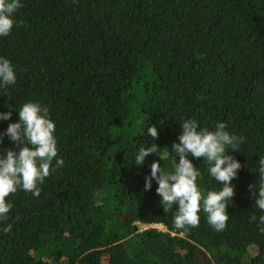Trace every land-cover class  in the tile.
Listing matches in <instances>:
<instances>
[{
    "label": "trees",
    "instance_id": "16d2710c",
    "mask_svg": "<svg viewBox=\"0 0 264 264\" xmlns=\"http://www.w3.org/2000/svg\"><path fill=\"white\" fill-rule=\"evenodd\" d=\"M21 4L18 24L0 37V57L16 74L0 89V112H11L0 132L23 104L39 102L64 164L39 185V197L22 189L6 197L0 264H264L249 188L260 183L264 157V0ZM185 118L209 130L224 122L244 137L240 151L227 149L241 168L223 232L201 211L199 227L183 234L174 226L178 205L164 210L155 180L144 188L154 160L174 170L171 147ZM152 125L158 138L147 133ZM153 143L158 154L137 165L139 149ZM16 147L5 135L0 155ZM189 159L202 193L219 191L207 162ZM155 223L162 226H145Z\"/></svg>",
    "mask_w": 264,
    "mask_h": 264
},
{
    "label": "clouds",
    "instance_id": "9594fccd",
    "mask_svg": "<svg viewBox=\"0 0 264 264\" xmlns=\"http://www.w3.org/2000/svg\"><path fill=\"white\" fill-rule=\"evenodd\" d=\"M22 6L21 0H0V37L9 35L14 25L18 24L14 16ZM15 82L13 65L7 58L0 57V89ZM18 113L19 120L9 123L7 129L0 132V142L7 135L17 145L15 149H2L6 151L0 155V221L7 219L12 208L6 197L20 189L39 197V185L64 164L62 158H57L56 125L49 116V109L39 102H27ZM10 117L11 112H0V120H9ZM181 129L179 143L174 142L171 147L179 157L174 170L165 171L161 163L154 160L150 165V175L145 177L144 188L150 190L155 180L158 185L156 193L161 197L164 210L172 209L173 204L178 205L174 226L183 230V234L199 227L201 211L207 214L208 223L215 231L223 232L229 220L226 206L235 195L231 181L241 168L240 162L229 155L227 149L240 151L239 144L244 137L230 133L224 122L217 123L215 130H209L200 127L195 119L185 118L181 122ZM147 133L158 138V130L154 125L147 128ZM159 149L155 143L150 147H141L135 156V163L143 165L145 158L153 153L158 154ZM189 157L203 158L207 162L209 175L222 185L219 191H209L206 195L202 193L197 183L201 171ZM258 173L259 185L250 184L249 188L254 204L261 213L258 226L264 232V157L259 159ZM96 206H99V201ZM251 221H257L255 214L251 215ZM3 231L10 232L11 225Z\"/></svg>",
    "mask_w": 264,
    "mask_h": 264
},
{
    "label": "rangeland",
    "instance_id": "374dc122",
    "mask_svg": "<svg viewBox=\"0 0 264 264\" xmlns=\"http://www.w3.org/2000/svg\"><path fill=\"white\" fill-rule=\"evenodd\" d=\"M159 224V225H158ZM149 225H155L157 227H161L162 225L160 223H155V224H146L145 226H149Z\"/></svg>",
    "mask_w": 264,
    "mask_h": 264
},
{
    "label": "bare ground",
    "instance_id": "6f19581e",
    "mask_svg": "<svg viewBox=\"0 0 264 264\" xmlns=\"http://www.w3.org/2000/svg\"><path fill=\"white\" fill-rule=\"evenodd\" d=\"M159 225V224H158Z\"/></svg>",
    "mask_w": 264,
    "mask_h": 264
}]
</instances>
